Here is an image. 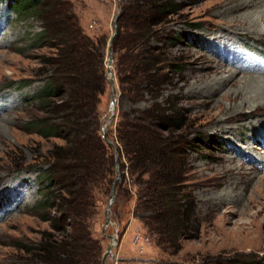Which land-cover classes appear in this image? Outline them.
I'll return each instance as SVG.
<instances>
[{
  "label": "rangeland",
  "instance_id": "rangeland-1",
  "mask_svg": "<svg viewBox=\"0 0 264 264\" xmlns=\"http://www.w3.org/2000/svg\"><path fill=\"white\" fill-rule=\"evenodd\" d=\"M65 1L83 33L102 39L106 87L98 112L101 130L115 113L105 134L112 145L118 106L143 109L153 100L146 96L137 106L120 102L113 60L108 64L113 25L125 0ZM166 1L174 4V12L159 26L158 45L170 61L182 63L183 71L173 74L159 95L161 101L176 105L184 121L194 215L174 252L163 250L132 215L133 186L125 185L130 197L123 199L114 216L120 197L116 186L108 199L97 197L93 237L103 252L109 244L106 236L117 239L105 264H264V83L256 105L246 101L239 107L241 113L233 114L249 92L243 86L251 78L264 80V21L252 26L259 29L254 32L240 21L242 14L263 11L264 6L254 2L239 9L242 0ZM28 18L16 17L7 1L0 0V264H40L22 248H35L50 229L32 207L40 197L38 167L54 144H60L27 128L42 115L38 104L28 98L43 85L44 70L49 68L44 61L52 53L45 45H33L44 23ZM235 61L253 65L226 79V73L238 67ZM22 79L33 83L24 89L13 85ZM227 116L231 119L223 121ZM117 167L121 172L118 160ZM112 189L104 236V212Z\"/></svg>",
  "mask_w": 264,
  "mask_h": 264
},
{
  "label": "trees",
  "instance_id": "trees-1",
  "mask_svg": "<svg viewBox=\"0 0 264 264\" xmlns=\"http://www.w3.org/2000/svg\"><path fill=\"white\" fill-rule=\"evenodd\" d=\"M16 17L40 18L44 27L32 41L51 49L44 61L43 85L28 99L42 115L27 128L44 140L58 139L38 167L39 199L32 211L49 222L35 248L22 250L40 264H101L103 251L94 239L98 196L106 199L111 188L120 191L118 207L134 187L132 215L157 246L174 252L194 215L188 192L187 151L176 105L161 101V87L183 65L164 54L159 26L172 15L166 0H125L110 40L118 98L146 108L118 106L112 145L101 136L98 105L106 87L102 39L85 35L65 0H5ZM177 37V36H176ZM176 39L175 37L172 40ZM31 79L13 82L20 89ZM171 103V104H170ZM117 154V157H116ZM119 163V179L116 162ZM51 214H54L51 216Z\"/></svg>",
  "mask_w": 264,
  "mask_h": 264
},
{
  "label": "bare ground",
  "instance_id": "bare-ground-1",
  "mask_svg": "<svg viewBox=\"0 0 264 264\" xmlns=\"http://www.w3.org/2000/svg\"><path fill=\"white\" fill-rule=\"evenodd\" d=\"M254 2H257V3H259V4H261V5L264 6V0H242L241 1L242 6H239L240 4H238L237 7L239 9H244V8L245 9L246 8L248 9L252 5H255ZM253 8L256 9L257 7H253ZM240 21H243L242 23H244L246 25H249V28H251L253 32L256 31V30H259V29H253L252 26L257 25L258 23H261L262 24V22L264 21V9H263V11L258 10L257 13L248 12L246 15L245 14H242L241 17H240ZM231 57H234V56L231 55ZM227 61H228V64L234 65V63L230 62L229 60H227ZM235 65H237L238 67H234L235 70L232 71V72L231 71L227 72L226 73V76H225L226 79H230V78L234 77L235 75H237L238 74L237 69H243L244 67L245 68H249V66L250 65H253V64L247 63V62L246 63H238V62L235 61ZM263 83H264V80H262V78L256 77L255 80L253 78H251L249 80V82L246 83L243 86V88L244 89H247L249 92L247 94L245 93L246 94V98H245V101L244 102H243V99H244V95L245 94L242 96V101L240 103L241 105L238 106L237 109L234 111V113H233L234 115H237V114H240L241 113L239 107L242 108V105L247 104L246 101H249L252 105H254V104L256 105L257 99L260 98L259 95H260V93L263 90L262 89L263 88ZM235 84H238V82L235 81ZM230 119H231L230 116H227L225 119H223V121L230 120ZM107 123L108 122L105 123L104 128L106 127V124ZM222 195H225V194H222Z\"/></svg>",
  "mask_w": 264,
  "mask_h": 264
},
{
  "label": "water",
  "instance_id": "water-1",
  "mask_svg": "<svg viewBox=\"0 0 264 264\" xmlns=\"http://www.w3.org/2000/svg\"><path fill=\"white\" fill-rule=\"evenodd\" d=\"M113 26H114V31H113V33H112V36H114L115 33H116L115 23H114ZM111 62H112V55H111V49H109L108 64H110ZM107 74L112 75V73H111L110 70L107 71ZM113 85H114V83H112V86H113ZM116 95H117L116 92L113 91V99H112V102H113L112 104H113V105H114L115 102H116ZM114 114H115V113H113V114L108 118L109 120H107L106 122H109V123H110L111 119L114 118ZM102 128H103V127H102ZM105 134H106V127L103 128V129L101 130V136H102L104 142H106L107 144H109L110 141L106 138ZM116 170H117V178L115 179L114 183H115L116 180L119 178V172H118L117 162H116ZM113 197H114V190L112 189V199L109 201L108 206H107V208L105 209V212H104L105 222H104L103 230H102V234H103L104 236H106L105 233H104V229H105V227H107L108 224L110 223V218H109V207L113 204ZM106 237H107L108 240H109V244L107 245L106 250H105V252H104V254H103V256H102L101 264H105V262H106V260H107V258H108L109 252H110V251L113 249V247L116 245V240H117L115 236H106Z\"/></svg>",
  "mask_w": 264,
  "mask_h": 264
}]
</instances>
